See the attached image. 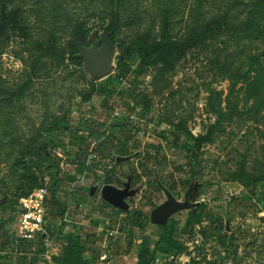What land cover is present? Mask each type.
Segmentation results:
<instances>
[{
  "label": "rangeland",
  "instance_id": "obj_1",
  "mask_svg": "<svg viewBox=\"0 0 264 264\" xmlns=\"http://www.w3.org/2000/svg\"><path fill=\"white\" fill-rule=\"evenodd\" d=\"M123 3L122 29L109 46L115 49L112 74L136 39L151 34L154 39L159 37L166 6L172 8V33L178 39L185 36L187 23H193L191 10L197 6V0ZM108 6L107 0H8L7 13L19 11L25 32L9 27L7 35L0 37V223L11 215L23 181L22 165L14 164L12 154L19 146L11 137L25 141L43 122L57 117L70 119V130L60 136L67 150L47 146L52 160L44 161L37 171L45 184L52 179L61 181L55 195L49 189L47 202L52 223L63 224L55 228L52 259L41 257L42 240L18 243L14 219L0 227V263L66 264L61 259L68 237L79 234L87 258L95 260L105 246L113 264H135L137 249L155 245L162 232L172 227L193 264H248L250 251L264 253V179L255 194L251 187L233 181L231 173L245 161L250 173L264 174L263 126L248 121L245 114L229 120V103L244 113L256 102L244 94L246 70L251 65L248 53L240 55L238 39L224 33L209 45L188 51L175 70L150 67L142 74L133 73L134 82L124 80L113 95H101L106 78L94 79L85 70L84 55L106 51L105 30L111 20L104 11ZM1 12L0 2V21ZM77 26L82 27L79 32ZM133 84L137 92L150 97V110L128 106L123 92ZM214 108L224 109L223 118ZM219 119L223 120L221 128L197 153L199 166L195 167L192 153L184 146L194 142L181 132L176 145L174 135L184 128L195 136L204 134ZM120 120L130 123L118 131L114 124ZM122 145L130 150L124 157L130 158L118 162L115 151ZM75 155L88 164L76 175ZM71 176L74 179L69 181ZM108 176L119 180L120 186L106 184ZM170 200L179 210L157 223V209ZM5 205L10 211L2 216ZM200 208L202 223L198 224L189 214ZM247 220L257 230L251 237L231 235L230 240L216 233L227 223L235 228ZM6 240L8 245L3 244ZM224 248L231 260L221 253ZM19 252L28 253L24 263L18 259Z\"/></svg>",
  "mask_w": 264,
  "mask_h": 264
},
{
  "label": "trees",
  "instance_id": "obj_2",
  "mask_svg": "<svg viewBox=\"0 0 264 264\" xmlns=\"http://www.w3.org/2000/svg\"><path fill=\"white\" fill-rule=\"evenodd\" d=\"M107 1L109 2V9L104 12L110 16L111 21L108 23L105 31L110 42L114 43L118 33L122 29L123 17L124 14H126V5L123 3L125 0ZM0 2L2 5L0 37L7 35L6 30L9 27L24 33L25 31L19 23V11L17 12V10H15L7 13L8 0H0ZM122 10H124V13ZM172 12V8L168 6L163 9L162 23L160 25L161 30L158 38L154 39L152 34L141 38L139 37L126 48L124 52L125 55L119 58L115 73L104 79V90L101 95H105L106 93H108V95H113L115 92L114 90H116L124 80L130 79L134 82V77H132V79L130 78L133 76V73L136 75L142 74L150 67L156 66L160 67L163 71H173L176 68L177 61L191 49L197 46H207L212 39H215L221 34H231L234 40L238 39L236 41L237 48L239 49L237 52L242 56H245V51L248 53V62L251 65L246 70L244 94L247 100L255 99L256 102L250 107L248 106L244 113H241L237 105L229 103V116L231 117L229 120L232 121L234 117L238 115H247L248 121H253L263 126V132L261 134L264 138V0H197V6L191 10V13L195 14L193 23H190V21L187 23L185 36L181 39L173 37V23L170 17ZM81 29L82 27L77 26L78 32ZM50 42H55L54 37L51 38ZM247 44H250L254 48L249 47ZM111 86H114V88H111ZM0 94H3L2 88H0ZM123 94H127L129 99L128 106L131 109L141 105L142 109L147 111L153 106L147 94L137 92L135 84L124 91ZM213 111L219 113L222 118L226 113L224 109L220 108H214ZM222 122L223 120L221 119L217 120L206 133L198 136H195L188 128H184V131L181 129L174 135L176 145L180 142L181 132H184L187 136V141L192 140L194 142L193 144L187 142L184 146L188 147L189 151L192 153L191 161L195 167L199 166L197 153L206 143L213 140L215 133L220 130ZM129 123L130 122L127 120H120L117 121L114 126L115 129L121 131L124 130ZM82 124L85 125V122L83 121ZM69 126L70 119L66 117H57L43 122L37 131L26 138L25 141H22L20 137H11L12 142L19 146L18 150L16 149L17 154L15 151L12 152L16 159L14 160V164L22 165L20 175L23 181H21V186L19 191H17L19 198L30 194L34 189L42 186H47L53 191V195L56 194L61 185V181L52 179V181L46 183L48 184L46 185V181L44 178H40L37 175V171L40 170L44 161L52 160L51 153L46 149L47 146L54 145L55 147L67 150L68 146L60 139V136L64 134V132L70 130V128L68 129ZM84 142L85 138H83L82 144H84ZM115 153L119 156H126L130 153V150L126 145H122ZM67 154L71 155L69 152ZM11 157H13V155H11ZM75 158H77L76 161L78 162L75 175L81 174L88 166L87 159H78L77 155H75ZM246 166L247 163L245 161L239 164L238 169L231 173V178L235 182L251 187L252 192L257 194L256 189L259 186L258 184L264 179V174L258 177L250 173ZM112 173H114V170H112ZM73 179V176L69 177V181ZM27 180L28 187H26ZM105 183L119 186L121 184L120 181L113 178V176H108ZM17 200L14 202L15 204L11 210V215L7 218L4 217L3 221L0 223V227L15 219L16 206L19 201ZM9 211L10 209L7 205L3 206L1 208L2 216L7 215ZM202 211L203 209L201 210L200 208V211L190 212V218L194 219L195 223H202ZM229 227L230 223L229 226L225 224L221 229H218L216 233H222L225 239L230 238L231 240L232 234H230ZM174 233L175 229L171 227L169 231L162 232L154 248L151 246L138 248L137 264H153L155 258L162 253L166 255H176L185 252L187 247L175 239ZM7 243H9L8 240L3 242L4 245ZM18 243L23 245L28 243L31 244L32 242L19 241ZM226 248L222 250L225 252L224 256L229 258L230 253H227ZM175 249L178 252H174ZM86 251V244L82 240V237L79 234L71 235L68 237L64 256L61 260L66 264H95L97 258L95 260L87 258L85 255ZM39 252H42V249L35 254L38 255ZM20 254L18 259L21 263H24L27 259V254Z\"/></svg>",
  "mask_w": 264,
  "mask_h": 264
},
{
  "label": "built area",
  "instance_id": "obj_3",
  "mask_svg": "<svg viewBox=\"0 0 264 264\" xmlns=\"http://www.w3.org/2000/svg\"><path fill=\"white\" fill-rule=\"evenodd\" d=\"M93 151V150H92ZM94 156L93 154L91 155ZM91 157V158H92ZM50 197V191L47 186H42L34 189L30 194L23 196L19 199L16 206V216L14 222L15 238L20 242H37L38 240L43 241L44 252L41 257L43 260H50L56 250L53 246L55 228L62 224L60 221L57 224H53L47 208V202ZM264 217V212L261 214ZM230 234L236 237H242L249 235L251 237L257 230L250 225L249 221H243L237 227H229ZM113 235V233H110ZM114 243V242H113ZM8 245V243H7ZM9 247V246H8ZM241 252H244L241 249ZM225 254V252H223ZM28 254V253H25ZM247 262L248 264H264V253H260V250L248 253ZM110 249L109 247H103L97 258L95 264H112ZM135 264L138 263V250L136 253ZM156 263H159V259H155Z\"/></svg>",
  "mask_w": 264,
  "mask_h": 264
},
{
  "label": "water",
  "instance_id": "obj_4",
  "mask_svg": "<svg viewBox=\"0 0 264 264\" xmlns=\"http://www.w3.org/2000/svg\"><path fill=\"white\" fill-rule=\"evenodd\" d=\"M110 41L106 38V51H87L84 55V68L87 70L94 79H104L112 74V63L114 59V47L111 49ZM130 157L119 156L118 162L127 161ZM113 203H118L117 197L109 198ZM179 210V205L170 200L160 206L156 211V222L162 223L172 214ZM229 226V223L227 224Z\"/></svg>",
  "mask_w": 264,
  "mask_h": 264
},
{
  "label": "crops",
  "instance_id": "obj_5",
  "mask_svg": "<svg viewBox=\"0 0 264 264\" xmlns=\"http://www.w3.org/2000/svg\"><path fill=\"white\" fill-rule=\"evenodd\" d=\"M151 247L154 248V245L152 244ZM223 252L224 251L221 250V253L223 255H225ZM156 258L159 259V263H156L154 260L153 264H193L192 263V256L190 254H188L186 251L182 252V253H178L176 255H166V254L162 253V254L158 255ZM134 260H137V259L134 258ZM228 260H231V259L229 258ZM219 262L221 263V261H218V263ZM130 263H131V261H129V262L127 261L126 264H130ZM112 264H113V261H112ZM197 264H203V263L198 262Z\"/></svg>",
  "mask_w": 264,
  "mask_h": 264
}]
</instances>
